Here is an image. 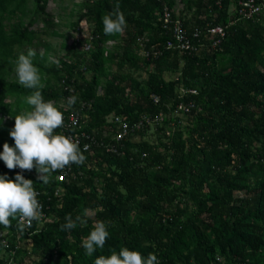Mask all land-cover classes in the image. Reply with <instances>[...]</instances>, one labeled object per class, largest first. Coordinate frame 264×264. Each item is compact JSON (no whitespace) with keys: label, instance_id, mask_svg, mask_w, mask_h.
Returning <instances> with one entry per match:
<instances>
[{"label":"trees","instance_id":"obj_1","mask_svg":"<svg viewBox=\"0 0 264 264\" xmlns=\"http://www.w3.org/2000/svg\"><path fill=\"white\" fill-rule=\"evenodd\" d=\"M241 1L178 0L176 12V0H77L70 27L77 33L86 23L92 48L81 52L87 38L76 37L55 63L43 38L56 34L49 0H0V153L5 143L14 147L15 116L30 110L23 98L33 90L18 81L16 55L38 47L44 50H35L32 61L44 99L65 115L59 103L72 88L78 100L68 110L82 120L69 133H85L90 144L89 152L80 149L85 162L69 165L75 178L67 182L55 171L44 184L35 168L9 170L0 160V175L33 181L49 218L32 234L33 222L30 235L18 217L0 225L13 232L12 248L16 234L31 241L28 250H17L15 264H94L122 247L154 253L159 264H264V9L241 19ZM117 4L127 27L105 35L102 17ZM164 8L200 51L167 46L176 42L160 19ZM215 26L225 34L213 46L219 37L206 30ZM180 103L192 104L183 119L173 116ZM160 115L161 122H144L120 142L108 119L133 126L141 116ZM69 215L85 222L64 229ZM97 221L109 225L110 235L88 256L82 244Z\"/></svg>","mask_w":264,"mask_h":264},{"label":"clouds","instance_id":"obj_2","mask_svg":"<svg viewBox=\"0 0 264 264\" xmlns=\"http://www.w3.org/2000/svg\"><path fill=\"white\" fill-rule=\"evenodd\" d=\"M105 35L122 33L127 27L126 18L116 9L102 17ZM81 24V23H80ZM34 52L29 49L27 55L20 54L16 62L18 81L32 93L23 98L30 110L21 111L14 118V128L9 136L14 140V147L7 143L3 145L0 160L9 170L36 169V176L44 183H49L51 174L62 170L71 164L82 165L86 157L80 150L79 141L71 136L56 133L55 130L64 126V115L55 106L52 100H45L41 88V76L38 68L33 64ZM78 97L72 95L67 98V105L74 106ZM88 146H84L87 151ZM33 181L25 179L22 174H17L14 181L7 175H0V225L11 226V219H19L21 230L23 226L30 227L32 222L39 220L42 211L37 199L39 193L33 187ZM64 229H74L76 222L83 224L81 216L75 220L71 215L66 218ZM109 225L104 221H97L94 228L84 239L82 247L86 255L92 256L97 249H103L109 238ZM6 243V242H5ZM94 264H159L157 255L149 253L144 257L139 251L122 247L117 252L111 250L110 255H99Z\"/></svg>","mask_w":264,"mask_h":264},{"label":"built area","instance_id":"obj_3","mask_svg":"<svg viewBox=\"0 0 264 264\" xmlns=\"http://www.w3.org/2000/svg\"><path fill=\"white\" fill-rule=\"evenodd\" d=\"M262 9H264V0H244V1L239 2V8H238L237 14L239 18L241 19H250L254 15H256L258 12H260ZM160 19L162 20L163 24L169 25V29L171 30L173 38L176 42V44L168 43L167 44L168 47L178 49L180 52L200 51L199 48L191 44V41L188 39V37L185 34V31L182 29V26H181L182 23L180 19L172 18L171 12L167 8L163 9L162 17ZM84 29L86 30L87 33H89L86 27H84ZM81 32L82 30L80 32L75 33L76 36L74 37V39L76 37H79L82 39L87 38V41L83 42V44H80L79 49L81 52L88 53L90 52L92 48L91 43H89V41L92 38L88 34L86 36L82 35ZM206 34L219 37L212 43L213 46H215L219 44L220 39L223 38L225 34V31L222 27L215 26L212 28H208L206 30ZM197 36H198V31H195L193 33V37L196 38ZM201 49H203L202 45H201ZM61 87H62V83H61ZM67 91L68 93L67 95H65V97H63V101L66 102L64 103L65 105L64 109L67 110L68 112L64 115V126L62 128H58V132L56 133L64 134L66 136H71L75 140H78L79 147L82 151H84V146L87 145L88 146L87 152H89L90 144L86 141L87 139H89V137L85 133L81 132L79 135H73V136L69 133L71 130L80 127V122L82 118L79 115V113L68 110L70 106L67 105V98L70 97L74 93V91L72 88H67ZM191 92L195 93L194 91H191ZM191 109H192V104L180 103L173 110V116L179 117L181 115H186L190 113ZM162 118L163 117L161 115L158 117H155L154 119L141 116L139 121L136 124H133V126H130L127 121H125L123 118H120V117H115V118L110 117L109 119H111V121L116 125L117 131L114 136V139L115 141L120 142L121 140L126 139L127 136L131 134L135 129L141 128L144 122L146 123L152 122L153 124H156V123L161 122ZM108 149H113V145H109ZM57 171H60L56 177L58 181L67 182L69 179L75 178V174L70 172L71 167L69 166H66L64 169L57 170ZM35 190L39 193L37 199L40 205L42 206V203L40 201V192L37 189ZM61 194H62L61 188H58L54 191V197L56 198H59ZM41 210H42V207H41ZM48 220H49L48 216L42 212L40 219L33 221V222H36L37 228L36 230H34V232H32V234L39 231V228L41 227V225L44 222H47ZM17 225L21 229V227L19 226L20 225L19 219H18ZM29 228L30 227L28 226H23L22 228L23 230L26 231L27 235H30V233H27ZM9 237H13V232L4 231L0 233V248L2 249L1 250L2 254H4L5 258L7 259L5 264H15L13 262V258L16 257L17 250L21 248L28 250L31 247V241L29 238H27V240H24V241H19L20 236L19 234H16L15 239H14L16 241V245L12 248L8 242ZM23 243H25L24 247H23Z\"/></svg>","mask_w":264,"mask_h":264},{"label":"rangeland","instance_id":"obj_4","mask_svg":"<svg viewBox=\"0 0 264 264\" xmlns=\"http://www.w3.org/2000/svg\"><path fill=\"white\" fill-rule=\"evenodd\" d=\"M77 0H49L47 11L52 13L56 16L55 18V28L54 32L55 35H45L43 38L45 39L46 45L49 47V62H55L58 61L59 58H64L66 54V49L64 48V45L70 46L71 43L74 40V37L76 36V32L70 27V22L74 21L76 19V15L74 13H71V9L73 8L74 4ZM177 5L176 12L180 9V5L178 4V0H176ZM76 10V8H75ZM28 20V17L24 20V23H26ZM80 25L83 26L81 34L86 36L88 33L84 29V27L89 26L85 23H81ZM79 25V27H80ZM40 27V24L37 23L34 28ZM50 29L49 31H51ZM111 43L108 44V47H110ZM42 52L44 49L43 47H38L37 49L33 48V52ZM24 53L27 52V50L23 51ZM16 57H19V52L17 53ZM99 92H101V89H98ZM63 101H60L59 107H64ZM111 116H109L110 118ZM108 118V119H109ZM179 118H184V115L179 116ZM3 121H6V118H3ZM135 141H138V138H135ZM1 174H5V171L1 169ZM38 175V174H37ZM37 177V176H36ZM93 213H91L92 215ZM25 246V243H23V247ZM27 246V244H26Z\"/></svg>","mask_w":264,"mask_h":264},{"label":"crops","instance_id":"obj_5","mask_svg":"<svg viewBox=\"0 0 264 264\" xmlns=\"http://www.w3.org/2000/svg\"><path fill=\"white\" fill-rule=\"evenodd\" d=\"M5 231H7V230H5ZM1 232H4V231H0V233H1ZM0 249H1V248H0Z\"/></svg>","mask_w":264,"mask_h":264}]
</instances>
